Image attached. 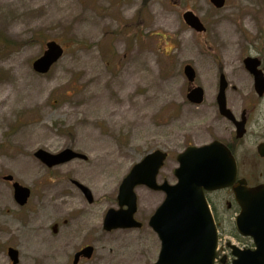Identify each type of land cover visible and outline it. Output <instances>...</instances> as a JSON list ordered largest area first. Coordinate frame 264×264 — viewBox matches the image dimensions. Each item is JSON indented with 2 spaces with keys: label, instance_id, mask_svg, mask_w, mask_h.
<instances>
[{
  "label": "rangeland",
  "instance_id": "374dc122",
  "mask_svg": "<svg viewBox=\"0 0 264 264\" xmlns=\"http://www.w3.org/2000/svg\"><path fill=\"white\" fill-rule=\"evenodd\" d=\"M145 1L0 0V264H13L10 247L19 250L17 264H73L86 245L94 246L93 257L78 264H155L161 241L148 221L165 193L136 189L142 228H103L107 211L120 207L123 178L162 149L169 158L159 180L176 183L177 155L223 135L221 74L233 111L257 103L244 58L256 54L264 36V0H228L223 8L210 0ZM188 9L205 32L185 22ZM167 14L188 31L209 66L178 58L180 34L166 25ZM230 28L239 34L231 45ZM50 40L66 51L40 74L33 63ZM186 64L197 72L194 84L205 89L200 105L187 98ZM259 103L257 111H264V98ZM69 147L87 159L48 167L35 156L39 149ZM9 175L31 189L26 205L15 199ZM75 181L92 191L93 202ZM60 198L65 206L54 209Z\"/></svg>",
  "mask_w": 264,
  "mask_h": 264
},
{
  "label": "water",
  "instance_id": "95a60500",
  "mask_svg": "<svg viewBox=\"0 0 264 264\" xmlns=\"http://www.w3.org/2000/svg\"><path fill=\"white\" fill-rule=\"evenodd\" d=\"M218 7L225 4V0H212ZM186 20L196 29L204 27L193 13L185 14ZM64 54V48L56 41H49L43 55L34 62V69L45 74L57 63ZM248 70L255 75L256 90L264 94V77L258 69L257 58L245 60ZM191 82L195 79V71L191 66L185 69ZM228 83L221 77L218 103L223 115L231 114L227 108L226 88ZM189 98L195 104L204 101V90L195 87L190 90ZM45 164L54 167L76 158L86 159L84 154L70 148L58 154L45 150L36 153ZM168 154L161 150L149 153L141 162L137 163L124 179L119 194L121 209H110L106 215L104 228L140 227L142 224L135 219L137 212V195L135 187L147 185L155 190L167 193L164 203L151 218V225L162 240V250L157 264H214L217 248V234L211 213L205 198V190H215L234 183L237 177V165L229 149L219 141H214L202 147L190 146L179 154L177 160L180 166L175 169L178 183L175 185L165 181L159 185L157 176L163 167ZM12 180V176L6 177ZM15 197L24 205L30 197V189L14 183ZM88 199L92 200L91 192L81 185ZM238 200L246 208L245 216L248 226L243 228L241 217L238 226L244 233L252 235L258 249L254 252H242L234 264H264V185L248 188L236 187ZM124 206L128 208L125 209ZM94 248L88 246L75 256V264L81 256L91 258ZM9 254L16 264L19 252L10 248Z\"/></svg>",
  "mask_w": 264,
  "mask_h": 264
},
{
  "label": "flooded vegetation",
  "instance_id": "af4514ba",
  "mask_svg": "<svg viewBox=\"0 0 264 264\" xmlns=\"http://www.w3.org/2000/svg\"><path fill=\"white\" fill-rule=\"evenodd\" d=\"M207 29L208 27H206ZM260 38L261 41L254 46L256 54L244 58L245 70L258 95L257 103L251 107L243 104L241 110H232V118L221 116L224 131L219 138L229 147L237 161L238 180L244 179L250 187L264 184V111H257L259 102L263 100L264 96L260 97L257 93L255 76L248 70L245 63L247 57L257 58L259 60L258 69L264 77V36L260 35ZM229 86L228 83L227 91ZM207 199L219 232L218 256L222 254L225 264H233L236 259L235 248L242 251L256 249L253 237L241 233L236 227V218L242 212V208L238 204L232 188L208 192Z\"/></svg>",
  "mask_w": 264,
  "mask_h": 264
},
{
  "label": "bare ground",
  "instance_id": "6f19581e",
  "mask_svg": "<svg viewBox=\"0 0 264 264\" xmlns=\"http://www.w3.org/2000/svg\"><path fill=\"white\" fill-rule=\"evenodd\" d=\"M149 2V0H148ZM199 5H203L201 2ZM164 14V11H162ZM164 21L166 25L170 26L172 25L174 28V31L180 34L179 36V44L176 47L175 50H177L178 58H183L185 56H191L195 58L198 61H206V64L209 66V61L196 49L195 43L193 42L192 38L187 34V30L185 28H182L180 25L177 26L176 23H174L175 19L171 17L170 15L164 16ZM176 22V21H175ZM228 24V22H231L230 20L224 21ZM231 27V26H229ZM237 31V30H236ZM234 30V28L228 29L229 36L232 37V40L230 42V45L235 43L236 37H239V34ZM227 32V33H228ZM224 36H222L223 39ZM238 39V38H237ZM226 42V41H224ZM228 42V38H227ZM168 44V43H167ZM100 103H106L105 93H100ZM46 203H48V200H45ZM66 201L64 198H60L59 200L53 202L54 209H61L65 206ZM126 235V234H125ZM66 241L64 240L62 242L63 246L65 245ZM60 247V245H59Z\"/></svg>",
  "mask_w": 264,
  "mask_h": 264
}]
</instances>
